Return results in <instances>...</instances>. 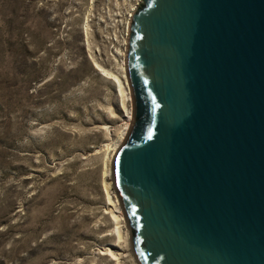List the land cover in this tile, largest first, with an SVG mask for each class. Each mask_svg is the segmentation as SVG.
<instances>
[{
	"label": "water",
	"instance_id": "95a60500",
	"mask_svg": "<svg viewBox=\"0 0 264 264\" xmlns=\"http://www.w3.org/2000/svg\"><path fill=\"white\" fill-rule=\"evenodd\" d=\"M114 184L139 264H264V0H140Z\"/></svg>",
	"mask_w": 264,
	"mask_h": 264
},
{
	"label": "rangeland",
	"instance_id": "374dc122",
	"mask_svg": "<svg viewBox=\"0 0 264 264\" xmlns=\"http://www.w3.org/2000/svg\"><path fill=\"white\" fill-rule=\"evenodd\" d=\"M139 2L0 0V264H139L113 176L131 121L120 141L126 110L95 66L132 120Z\"/></svg>",
	"mask_w": 264,
	"mask_h": 264
},
{
	"label": "bare ground",
	"instance_id": "6f19581e",
	"mask_svg": "<svg viewBox=\"0 0 264 264\" xmlns=\"http://www.w3.org/2000/svg\"><path fill=\"white\" fill-rule=\"evenodd\" d=\"M137 3V2H136ZM135 5H133L132 7H131V9H130V12H129V17H128V19H127V24H128V22H129V18H130V16L132 15V13L134 12V10H135ZM128 28V26H126V29ZM128 30V29H127ZM126 34H127V32H125ZM125 44H126V38H125ZM125 57V56H124ZM125 65V60L123 61V66H122V70H123V73H124V75H125V73H126V67L124 66ZM95 66L98 68V69H100V70H102L104 73H106L108 76H110L112 79H114V81H115V83H116V85H117V88H118V93H119V96H120V99H121V104H122V106H123V108L126 110V114L124 115V118H125V122H124V125H125V127H123V130L119 133V139H120V141L122 140V138L124 137V134H125V132H126V129H127V127L129 126V123H130V121H132L131 120V112L129 111V110H127L126 108H125V105H124V99H125V93H124V90H123V87H122V85H121V82H120V80H119V78L115 75V74H113L111 71H108V70H106L105 68H102L101 66H99L98 64H96L95 63ZM121 67V66H120ZM114 150V149H113ZM108 201H109V197H108ZM117 207V206H116ZM120 212V211H119ZM111 217H113L112 219L115 221V223H118V216L117 215H114V214H112L111 215ZM119 224V223H118ZM115 228H113L114 229V231L116 232L115 234H116V236H117V238L119 239L120 237H121V235H120V231H119V228H118V226L116 225V226H114ZM107 250V253L108 254H110L111 256H113V257H115V254L111 251V250H109V249H106Z\"/></svg>",
	"mask_w": 264,
	"mask_h": 264
},
{
	"label": "built area",
	"instance_id": "2783aa9c",
	"mask_svg": "<svg viewBox=\"0 0 264 264\" xmlns=\"http://www.w3.org/2000/svg\"><path fill=\"white\" fill-rule=\"evenodd\" d=\"M126 32H127V29H126ZM125 36L127 37V34H126V33H125ZM126 37H125V38H126ZM125 45H126V44H125Z\"/></svg>",
	"mask_w": 264,
	"mask_h": 264
}]
</instances>
